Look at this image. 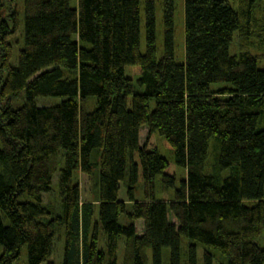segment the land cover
<instances>
[{"label":"trees","instance_id":"obj_1","mask_svg":"<svg viewBox=\"0 0 264 264\" xmlns=\"http://www.w3.org/2000/svg\"><path fill=\"white\" fill-rule=\"evenodd\" d=\"M160 1L161 53L158 0H22L12 66L17 0H0V264L24 247L27 264H55L58 235L62 264H264V0H184L183 62L176 0ZM158 183L180 199H158Z\"/></svg>","mask_w":264,"mask_h":264},{"label":"rangeland","instance_id":"obj_2","mask_svg":"<svg viewBox=\"0 0 264 264\" xmlns=\"http://www.w3.org/2000/svg\"><path fill=\"white\" fill-rule=\"evenodd\" d=\"M160 0H158V8H157V28H158V39H157V44H158V50L161 53L162 52V43H163V29H162V14L160 12ZM13 9L16 14V29L15 32L11 35L10 40L13 43V56L11 59V64L12 66H17L18 65V59H19V54H20V49L21 45L18 43L19 40L21 39V29H22V22H23V6H22V0H17L16 4H14L12 7L8 8V11H11ZM6 10V9H5ZM4 10V11H5ZM5 12L4 14H6ZM7 17V16H5ZM176 29H175V43H176V58L178 62H183L184 57H185V27H184V0H176ZM144 43V31H142V44ZM144 49V48H143ZM232 49L234 51L240 50V41L238 39L235 40ZM264 67V65H263ZM140 72V68L137 67H131L127 66L126 67V75L131 76V75H136ZM221 86V84H216L215 87ZM24 98L20 97L17 98L13 101L14 106H19L23 103ZM62 98L60 97H39L37 98V104L38 106H51V105H57L61 102ZM144 135V136H143ZM142 143L147 144L148 148L150 149H157L160 151L161 155L164 157H169L168 156V150L170 149L168 142L162 138L158 134H150L147 136V131H144L142 133ZM167 173H170L172 176H176L177 180H183L186 178V170L181 169L170 163L169 168L167 170ZM172 173V174H171ZM59 171L56 172L53 176L52 179V193L48 195H44V201L45 203H50L53 202L55 199V191H57V185L59 181ZM177 181V182H178ZM80 189H81V194H82V199L83 200H90L92 197V193L94 194L93 190V182L87 176L81 175L80 176ZM144 194V188L142 185L137 186V197H141ZM156 194L159 199L165 200L167 203H169L172 200H176L179 198V188L178 185H176L175 188L171 190H163L161 187V184H157L156 188ZM119 199L123 201L124 199H128L127 195V189L124 184L121 185L120 187V195ZM259 208H260V213L263 215V202L260 201L259 203ZM123 224H125L126 220L122 219L121 220ZM137 229L139 232L143 231V226H142V221L139 220L136 223ZM258 244L261 247H264V237H261L258 240ZM122 245L120 246V252H122ZM3 251L2 246L0 245V255ZM63 255H64V237L61 235H58L56 237L55 241V251L53 254V262L55 264H62L63 262ZM121 256V255H120ZM16 264H27V248L24 247L22 249L20 261L17 262ZM45 264V263H43Z\"/></svg>","mask_w":264,"mask_h":264},{"label":"crops","instance_id":"obj_3","mask_svg":"<svg viewBox=\"0 0 264 264\" xmlns=\"http://www.w3.org/2000/svg\"><path fill=\"white\" fill-rule=\"evenodd\" d=\"M144 131H147V136L149 135L148 134V129L147 128H144V129H142L141 130V132H140V140H141V143H142V138H143V136H142V133L144 132ZM142 145L143 146H145V145H147V144H144V143H142ZM147 147V151H154V150H156V149H150V148H148V145L146 146ZM170 147V146H169ZM136 162H137V164L139 165V167H140V161H139V159H138V157L136 158ZM168 172V171H167ZM172 174V173H171ZM141 181H143L142 180V168L140 167V169H139V182H141ZM119 195H120V191H119ZM144 195V194H143ZM135 196H136V198L137 199H142L143 198V196H141V197H137V190H136V193H135ZM158 198V197H157ZM159 199V198H158ZM180 199V196H179V198H177L176 200H179ZM162 200V199H161ZM121 201V200H120ZM124 202H126V203H129V201H127V199H124L123 200ZM162 201H165V200H162ZM166 202V201H165Z\"/></svg>","mask_w":264,"mask_h":264}]
</instances>
